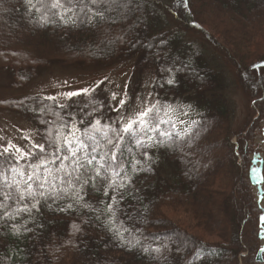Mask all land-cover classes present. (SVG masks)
Masks as SVG:
<instances>
[{"label":"trees","instance_id":"1","mask_svg":"<svg viewBox=\"0 0 264 264\" xmlns=\"http://www.w3.org/2000/svg\"><path fill=\"white\" fill-rule=\"evenodd\" d=\"M85 3L73 0L74 11L67 16L81 9L87 13ZM39 18L40 13L30 16L20 0H0V70L6 86L22 88L54 63L105 68L135 60L137 69L153 70L151 89L160 115L169 121L160 129L171 138L142 135L151 145L147 160L134 137L120 142L119 162L132 179L123 199L111 189L106 197L88 187L81 203L94 210L77 205L60 213L41 206L42 214L33 213L34 219L24 214L0 227V264H264L257 260L264 247L259 219L264 206L258 198L264 197V158L258 157L264 142L256 140L264 124V0H132L104 11L102 20L78 21L74 27L51 14V23ZM170 77L171 85L166 83ZM237 87L248 102L244 123L235 132L237 104L231 95ZM45 97L3 99L0 108L35 126L37 143L46 147L63 121L75 119L82 132L88 127L91 134L89 121L116 120L104 117L112 107L98 90L85 104L76 103L80 98L64 102L68 107L63 110ZM93 107L96 111L86 116ZM101 146L103 151L111 147L104 141ZM26 163L10 160L5 167L27 170ZM252 168L258 169L260 183ZM6 175L10 181L21 179L11 171ZM108 203L114 205L115 223L107 219ZM12 224L20 228L19 235ZM109 227L129 229L123 242Z\"/></svg>","mask_w":264,"mask_h":264},{"label":"snow or ice","instance_id":"2","mask_svg":"<svg viewBox=\"0 0 264 264\" xmlns=\"http://www.w3.org/2000/svg\"><path fill=\"white\" fill-rule=\"evenodd\" d=\"M83 2L84 0H81V3ZM131 2L132 0H126V3H122L121 0H87V3L84 4L87 13H84V9H81L80 13L84 14V19H81L80 13L67 16L68 13L74 11L73 0H20L30 16L34 12L40 13V22L48 24L51 23L49 20L51 14L57 16L65 27H74L78 21L93 24V21L97 18L104 19V11L111 10L116 6L126 7ZM89 4L104 5L105 8L100 10L97 7L96 10H93L88 7ZM172 71V69H167L169 73ZM166 83L173 84L174 78H168ZM88 93L89 89H81L75 92H67L64 96L71 100L73 97ZM112 98H116L115 93H113ZM45 99L53 101L55 107L61 110L68 107V105L59 102L57 97L50 96L45 97ZM125 103L124 99H120L119 105L112 109V111L117 112L115 121L105 124H101L100 119L89 121L91 134L88 127H85L82 132L77 121L72 119L71 122L63 121L60 124L59 129L55 132V137L46 140L47 147L45 143L33 144L32 149L38 151L31 149L25 151L10 142L7 147H3L0 151V157L3 158L0 161V222H2L0 227L7 226L8 222L15 220L17 217L23 218L24 214H27L29 219H34L33 213L42 214L41 206L46 207L49 211L60 213L73 210L74 206L77 205L80 208L94 210L90 203H81L84 201V195L88 187L97 192H102L106 197L109 196L108 189H111L114 193L119 194L120 199H123V190L132 183V179L127 176L126 170L119 162L120 157L117 153L121 147L120 142L126 136L134 137L137 145L145 148L142 156L147 160L150 159L147 148L151 145L146 144V141L141 139L142 135L147 140L152 139V136L149 135L152 132L158 133L162 138H171L170 132L167 130L161 131L160 129L161 124L169 121L160 115V107L157 103L145 101L139 111L127 116L120 111L121 108H124ZM87 107L88 105H85V108ZM45 110V108L40 109L41 112ZM95 111L96 109L93 107L91 112H85L84 114L91 116ZM165 115H167V112ZM79 123H84L83 119ZM173 127H175L174 124ZM96 133H100L99 138L95 135ZM51 135L49 133V136ZM25 139L29 138L26 137ZM101 141H104L105 147L111 146L108 151L102 150ZM160 142L163 143V139ZM98 152L100 153L99 157L97 156ZM10 160H15L17 164L20 160H25L27 170L18 169L17 167H5V164H8ZM57 162H59V165H57ZM136 163L140 164L141 161L137 160ZM50 165H56V167H49ZM8 171L19 175L21 179L16 180L13 178L10 181L6 175ZM251 173L253 179L260 183L261 178L258 176V169L252 168ZM117 179L120 180L119 184H117ZM68 199L73 202H66ZM110 199L116 201L117 197L113 195ZM9 201L15 206L10 205ZM105 208L109 223H115L117 218L114 213V205L108 203ZM96 219L99 220L100 217L97 216ZM259 219L261 224L264 225V215H261ZM27 223L28 220L25 219L22 226L27 225ZM82 223L87 225L89 221L83 220ZM40 227H43V225H40ZM11 228L15 235L20 234V228L16 224H12ZM80 230L79 227H76V231ZM107 230L121 242L124 240L123 232L129 231L126 227L122 231L111 227ZM25 231H31V229L25 227ZM143 251L148 252L149 249L145 248ZM152 251L159 252L160 249L157 248ZM260 252L264 253V248H261Z\"/></svg>","mask_w":264,"mask_h":264},{"label":"rangeland","instance_id":"3","mask_svg":"<svg viewBox=\"0 0 264 264\" xmlns=\"http://www.w3.org/2000/svg\"><path fill=\"white\" fill-rule=\"evenodd\" d=\"M196 36L199 37L200 35ZM132 61L135 62V60ZM134 62H123L105 68L82 67L78 64L64 66L54 63L44 68L39 76L22 88L6 86L1 80L4 78L5 71L0 70V100L21 97L27 94H39L46 97H57L59 101L68 103V99L64 96L65 93L89 89L88 94H81L72 98V100L80 98V102L76 103L85 104L87 100L84 99L89 98L93 92L98 90L104 94V99L110 102L112 109L119 105L120 99H124L126 103L120 111L126 116L132 115L140 110L145 101L157 103L156 96L153 89H151L154 76L152 68L137 69ZM6 84L8 85V83ZM113 93H115V99L112 98ZM231 96L237 104L233 127L234 131L238 132L244 123L248 97L239 87L232 92ZM108 107L110 106L108 105ZM105 112L106 110L103 111L105 118L117 119V112L112 110L111 114ZM26 137L29 139H25ZM38 137L39 133H37L36 127L22 115L0 108V151L3 147H7L9 142L28 151L33 143H37ZM256 140L259 143L264 142V124L261 130H258ZM232 141H237L235 136ZM262 147L264 148V145ZM258 157L264 158V152L259 153ZM262 189H264V184H262ZM258 191L259 189L255 188L257 196ZM258 198L261 205L264 206V199L259 196ZM262 240L264 245V236Z\"/></svg>","mask_w":264,"mask_h":264},{"label":"water","instance_id":"4","mask_svg":"<svg viewBox=\"0 0 264 264\" xmlns=\"http://www.w3.org/2000/svg\"><path fill=\"white\" fill-rule=\"evenodd\" d=\"M261 248H264V247H261ZM261 248H260V249H261ZM260 249H259L258 254H257V260H259V261H263V260H264V258H263V254H264V253H261V252H260Z\"/></svg>","mask_w":264,"mask_h":264}]
</instances>
